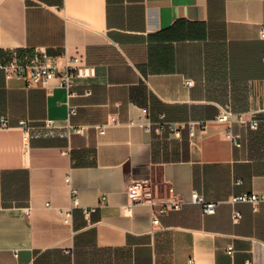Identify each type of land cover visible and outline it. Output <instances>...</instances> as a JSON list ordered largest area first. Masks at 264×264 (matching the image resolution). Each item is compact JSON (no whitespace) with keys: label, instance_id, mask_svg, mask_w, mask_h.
Instances as JSON below:
<instances>
[{"label":"crops","instance_id":"0c3cea01","mask_svg":"<svg viewBox=\"0 0 264 264\" xmlns=\"http://www.w3.org/2000/svg\"><path fill=\"white\" fill-rule=\"evenodd\" d=\"M263 23V0H0V63L41 48L97 69L71 99L0 70V264H264V203L231 202L264 194ZM144 108L208 127L158 137L132 124ZM226 108L261 121L234 124L241 148L216 122ZM69 175L80 206L97 208L91 222L81 208L71 223L59 214L72 204ZM143 178L171 183L187 204L156 226L150 208L127 211L126 189ZM194 191L215 214L189 202Z\"/></svg>","mask_w":264,"mask_h":264},{"label":"built area","instance_id":"2783aa9c","mask_svg":"<svg viewBox=\"0 0 264 264\" xmlns=\"http://www.w3.org/2000/svg\"><path fill=\"white\" fill-rule=\"evenodd\" d=\"M264 1V0H263ZM260 38L264 40V23L260 29ZM65 51L64 58L66 60L65 65L61 66L59 58L50 56L45 49L37 48L32 52L17 55L10 60L0 63V70L4 72L7 81L20 80L24 83L27 90L36 88H43L49 90L52 84H56L58 88L66 90L68 99L73 97L72 90L76 86L78 81H87L97 77V69L95 67L85 66L81 63L79 57H70ZM192 80L185 82L187 87L193 86ZM68 105V117L76 115V108ZM236 116V118H233ZM2 128L7 129V120L2 118ZM216 122L223 124L226 128L225 138L235 148L242 147V137L235 133L233 128L234 124L238 123L242 126L248 127L251 131H257L260 126V120L254 115L251 119H245L241 115H234L229 108L223 109L219 116L216 118ZM117 119L111 117L108 122L98 127L100 134H104L106 129L116 125ZM142 128L146 133L162 137L169 135L176 139L181 138L183 129H188L190 138H193L198 131H204L208 127V122L188 121V122H172L168 121L164 114L160 115L157 121H153L151 118V112L149 109H142V115L137 123H132ZM21 126L28 130V124L22 122ZM46 127L53 129L56 127L55 123L50 121L46 123ZM69 129L72 133L84 134L85 129L83 127H75L69 124ZM65 182L70 189L71 207L67 210H59V214L63 216L65 222L71 223L73 218V212L75 209L81 208L83 214L88 222H91V217L96 211V207L82 208L80 206L79 190L72 185L70 175L66 177ZM126 195L129 201L126 207L127 211H131L134 206H144L151 209V217L153 224L156 226L159 224V217L167 215L171 212L181 211L183 206L187 204L186 200L180 195L176 194L173 190L171 183L167 181L158 182L150 178H143L134 180L126 189ZM191 204L200 205L203 207L204 215H213L216 212L218 203L208 202L205 198L194 191L191 194ZM232 203H250L254 206L255 210L258 205L264 203V194H244L231 199ZM49 206V205H48ZM241 219V215L238 212L234 213L233 221L238 223ZM227 253L233 255L234 248L228 247ZM189 264H195L193 260L189 261ZM247 264H251L250 261Z\"/></svg>","mask_w":264,"mask_h":264}]
</instances>
